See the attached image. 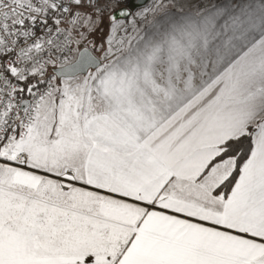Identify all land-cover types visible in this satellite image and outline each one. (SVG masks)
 Listing matches in <instances>:
<instances>
[{
    "label": "snow or ice",
    "instance_id": "obj_1",
    "mask_svg": "<svg viewBox=\"0 0 264 264\" xmlns=\"http://www.w3.org/2000/svg\"><path fill=\"white\" fill-rule=\"evenodd\" d=\"M0 264H264V0H0Z\"/></svg>",
    "mask_w": 264,
    "mask_h": 264
}]
</instances>
